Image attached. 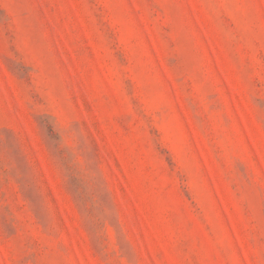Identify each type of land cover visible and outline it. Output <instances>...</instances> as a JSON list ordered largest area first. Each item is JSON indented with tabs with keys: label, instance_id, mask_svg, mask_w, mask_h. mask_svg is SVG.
I'll list each match as a JSON object with an SVG mask.
<instances>
[{
	"label": "rangeland",
	"instance_id": "rangeland-1",
	"mask_svg": "<svg viewBox=\"0 0 264 264\" xmlns=\"http://www.w3.org/2000/svg\"><path fill=\"white\" fill-rule=\"evenodd\" d=\"M0 264H264V0H0Z\"/></svg>",
	"mask_w": 264,
	"mask_h": 264
}]
</instances>
